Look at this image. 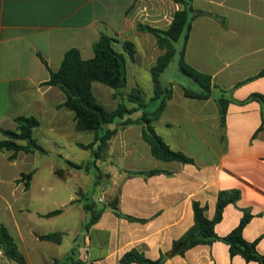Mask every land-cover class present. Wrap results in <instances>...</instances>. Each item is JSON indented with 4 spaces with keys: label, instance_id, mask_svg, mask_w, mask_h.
Wrapping results in <instances>:
<instances>
[{
    "label": "crops",
    "instance_id": "crops-1",
    "mask_svg": "<svg viewBox=\"0 0 264 264\" xmlns=\"http://www.w3.org/2000/svg\"><path fill=\"white\" fill-rule=\"evenodd\" d=\"M192 5L196 12L185 61L209 75L214 88L207 99L189 98L180 77L167 80L173 95L154 125L172 150L194 163L157 160L142 139L140 125L119 128L106 156L119 160L120 168L109 171V181L102 182L112 194L107 202L99 198L103 206L95 209L105 210L83 235L75 237L72 251L77 256L69 260L58 255L55 245L64 242L63 233L71 232L68 227L55 232L52 224L77 199L70 194L60 208H51L61 201L54 182L55 178L65 181L73 169L87 172L86 163L71 159V151L88 143L79 140L75 113L60 107L65 94L44 83L50 71L59 69L68 50L78 48L83 59H91L93 44L106 35L126 57L127 84L121 95L127 99L139 88L149 100L154 95L151 69L165 50L138 25L166 30L182 6L174 0H0V141L6 139L3 130H16V118L34 117L39 126L33 135L44 149L38 152L47 158L43 164L36 163L37 151H20L10 160L11 152L0 151V225L8 228L28 264H54L56 259L73 264L83 260L85 247L88 263L93 264H119L132 249L151 260L168 254L164 264H258L239 255L232 257L221 240L195 246L183 256L171 254L173 242L194 224L193 202L207 206L206 216L212 219L219 192L234 190L240 197L224 208L214 231L226 236L248 212L252 218L243 237L257 241V251L264 255V131L254 137L262 122V105L248 100L254 93L264 95V76L257 77L264 69V0H193ZM125 42L133 44V56ZM190 87L199 91L195 85ZM92 90L104 108H117L114 89L95 82ZM220 97L230 100L224 126ZM68 161L82 168H73ZM153 169L164 172L134 174ZM29 173L32 177L26 186L22 177ZM115 199L123 214L146 221L117 217L111 208ZM83 205L81 229L90 218ZM55 210L62 212L46 216ZM52 233L62 234L60 243L40 239ZM0 264L18 263L0 251Z\"/></svg>",
    "mask_w": 264,
    "mask_h": 264
},
{
    "label": "trees",
    "instance_id": "trees-1",
    "mask_svg": "<svg viewBox=\"0 0 264 264\" xmlns=\"http://www.w3.org/2000/svg\"><path fill=\"white\" fill-rule=\"evenodd\" d=\"M182 6L174 16L170 26L166 30L150 27L148 25H138L142 32H148L156 37L157 45L165 50L156 64L151 69V76L154 85V95L146 100L141 89L134 88L125 99L121 95V89L127 84L126 57L124 54L116 51L113 47L115 40L106 35L93 44L94 56L91 59H83L78 48H72L66 52L61 65L57 71H50V77L44 85L58 87L66 96V99L60 107H65L75 113V128L79 132H92L93 140L88 144H80L83 149L91 150L95 159H105L107 150L112 139L115 137L119 128H125L131 125H140L142 127V139L149 145L152 156L160 161L170 162L178 161L184 164L194 163L193 159L182 152L174 151L157 133L155 122H157L168 101L172 98V88L167 85L163 87L159 82V75L169 68L174 61V57L180 46V56L178 69L179 72L186 75L190 81L199 89L194 91L185 84L184 94L189 98L207 99L211 96L214 84L212 78L195 68L191 67L185 61V51L191 31L192 21L196 10L192 5L193 0H174ZM126 51L133 56L135 50L131 42H125ZM264 76V69L257 77ZM174 77L179 78L178 75ZM98 82L114 89V98L118 99V106L114 110L104 108L95 97L92 84ZM248 100L258 101L262 105V122L257 129L254 137L264 131V95L254 93ZM128 103L135 106L129 107ZM230 100L225 97L218 99L219 115L221 125H225L227 108ZM153 104V109L149 105ZM139 115L134 117L135 114ZM117 123V127L110 128L112 124ZM16 130H3L6 137L0 141V151L11 152L9 159L14 160L18 152H44L43 147L34 138V129L39 126V121L34 117L16 118ZM24 142L25 144H21ZM73 168H82L74 162L68 161ZM93 165V164H92ZM89 170V164L85 167ZM164 171L153 169L149 171L134 172L144 176H153ZM58 174L62 176V173ZM32 173L23 174L26 186L31 179ZM240 197L238 191H221L218 194L216 212L212 219L207 218V206H202L199 202H193L194 224L179 239L172 244L171 254L183 256L189 249L198 245H210L218 240L224 241L229 246L230 255H239L247 262H257L264 264V255L257 251V241L249 242L243 237V230L246 224L252 218L248 212L245 213L239 225L224 237L218 236L215 231V225L221 221L224 208L235 203ZM84 209L90 213V218L85 225L89 229L95 224L104 212V208L96 210L93 204L84 203ZM111 208L117 217L125 218L129 221L145 222L143 219H136L123 214L118 207V199H115ZM62 210H55L46 214V216H55ZM40 239L60 243L61 233H52L41 235ZM0 251L10 260L18 264H28L25 256L20 252L14 237L8 228L0 225ZM75 250H73L67 259H73ZM168 254H161L156 260L147 258L137 249L126 252L120 259L119 264H164ZM66 259V260H67ZM54 264H62V261L55 260ZM73 264H93L84 260H76Z\"/></svg>",
    "mask_w": 264,
    "mask_h": 264
},
{
    "label": "rangeland",
    "instance_id": "rangeland-1",
    "mask_svg": "<svg viewBox=\"0 0 264 264\" xmlns=\"http://www.w3.org/2000/svg\"><path fill=\"white\" fill-rule=\"evenodd\" d=\"M173 78L179 79L174 76ZM153 107V104L149 105V109H153ZM79 135V140H84L87 143H90L93 140L92 132H80ZM36 154V163L41 161L43 164L44 159H47L45 155H43V153H39L38 151ZM71 159L76 162L83 161L86 163L85 167L89 164V170L87 169L86 172L73 169L72 175L67 176L65 181L55 178L54 188L57 191L56 196L61 201H59L56 205L52 204L51 208H60V206H62L60 204L65 202L70 194L73 195L74 199H77V202L72 203V205L68 207L67 214L59 218H54V223L52 224V227L54 228L53 230H56L55 232H60V228L63 227H68L71 232L70 234L63 233L64 242L60 245H55L60 257L70 255L73 249V240L75 237L85 233V228L81 229L79 226L82 221V217L86 214L82 209L81 204L90 203L94 204L97 209L102 208L103 204L102 202H99V198L103 196V202H107L112 194L111 191H105L103 188L104 186H102V182L109 181L107 176L109 171L119 170L120 168L119 160L115 161L114 158L110 160L108 156H106L103 160L95 159L91 150H78L77 147H74V151H71ZM40 173L45 175L44 169H42ZM80 191L82 193H80ZM73 233L76 234L73 235ZM73 256H77L76 251Z\"/></svg>",
    "mask_w": 264,
    "mask_h": 264
},
{
    "label": "water",
    "instance_id": "water-1",
    "mask_svg": "<svg viewBox=\"0 0 264 264\" xmlns=\"http://www.w3.org/2000/svg\"><path fill=\"white\" fill-rule=\"evenodd\" d=\"M179 56H180V46L178 48V51L174 57V61L172 62L171 66L167 68L163 73H161L158 77L159 82L163 87H166L167 80H169L175 75H178L181 79H184L189 85H194L186 75L179 72L178 69Z\"/></svg>",
    "mask_w": 264,
    "mask_h": 264
},
{
    "label": "built area",
    "instance_id": "built-area-1",
    "mask_svg": "<svg viewBox=\"0 0 264 264\" xmlns=\"http://www.w3.org/2000/svg\"><path fill=\"white\" fill-rule=\"evenodd\" d=\"M82 259L86 262H88L89 259V253H88V247H85L83 250Z\"/></svg>",
    "mask_w": 264,
    "mask_h": 264
}]
</instances>
